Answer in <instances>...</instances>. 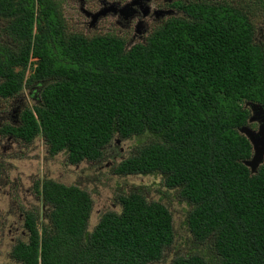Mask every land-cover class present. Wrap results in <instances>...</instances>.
Returning a JSON list of instances; mask_svg holds the SVG:
<instances>
[{"label":"trees","instance_id":"trees-1","mask_svg":"<svg viewBox=\"0 0 264 264\" xmlns=\"http://www.w3.org/2000/svg\"><path fill=\"white\" fill-rule=\"evenodd\" d=\"M52 1L0 0V17H13L0 40L18 43L0 41V97L42 83L41 102L8 131L28 143L43 137L51 156L65 153L72 165L102 159L116 137H152L115 174L160 176L192 206L187 253L171 264H264V162L255 173L245 166L253 149L240 133L245 104L264 105V48L247 14L190 3L127 50L126 37L59 31ZM37 6L41 34L33 33ZM36 188L49 223L40 231L27 214L28 239L12 252L19 264H156L184 247L174 245L168 207L139 191L119 196L121 211L90 231L88 192L48 178Z\"/></svg>","mask_w":264,"mask_h":264},{"label":"rangeland","instance_id":"rangeland-1","mask_svg":"<svg viewBox=\"0 0 264 264\" xmlns=\"http://www.w3.org/2000/svg\"><path fill=\"white\" fill-rule=\"evenodd\" d=\"M87 1L91 3L92 11H97L101 6L99 0ZM58 3L63 10L66 26L70 29L68 31L77 33L79 24L85 21V17L79 13L78 0H59ZM236 7L243 8V5L239 3ZM249 18L256 29L255 32H258L264 23L263 16L250 15ZM113 23L112 19L107 18L92 35L126 36L128 40L129 36L134 35L133 31L121 32ZM84 30L81 28V31L86 33ZM29 75L27 73V77ZM33 107L34 102H31L29 108ZM1 113L3 111L0 110ZM152 140L150 136L134 137L129 140L116 137L104 150L102 159L84 161L79 165L69 164L65 153L51 156L50 148L41 136L36 138L32 145H21V148L17 146L7 148V144L3 143L2 145L6 148L3 150L0 148V264H19L13 258L12 252L19 242H25L28 239L25 228L28 213L39 217L37 224L40 231L49 223L51 209L48 204H45L39 193L40 189L36 188L47 178L68 186H78L89 193L93 201L90 231L94 230L104 213L121 211V205L118 203V197L121 195L139 191L148 200L161 202L173 215L176 233L174 245L181 244L183 247L184 244V247L179 251L167 249L163 259L156 264H171L174 255L181 253L182 250L186 254L185 249L189 244L185 245L186 241H183V237L189 234L187 220L192 206L182 200L179 191L167 189L160 176L122 177L115 174V168L120 162L132 156L137 148Z\"/></svg>","mask_w":264,"mask_h":264},{"label":"flooded vegetation","instance_id":"flooded-vegetation-1","mask_svg":"<svg viewBox=\"0 0 264 264\" xmlns=\"http://www.w3.org/2000/svg\"><path fill=\"white\" fill-rule=\"evenodd\" d=\"M58 1L59 0L52 1L53 5H55V17L60 20V23L55 26L63 33H74L68 31L70 29L66 26L65 16ZM78 3L79 13L85 17V21L83 24H79V27L76 25L79 28L77 33H84L81 31V28H84L86 32L84 35L93 36L92 33L98 30L101 23L103 25V21L110 18L114 22L113 25L121 32H134V35L132 37L129 36V40L126 42L125 48L127 50L138 43L147 44L157 28L165 26L172 18L183 17L185 13L183 7L188 6L190 3H205L210 5L221 3L223 6L230 5L238 10L241 9L248 17L250 15H255L263 16L264 18V0H99L101 6L98 7L97 11H92L91 3L87 0H78ZM239 3L243 5V8L236 7ZM39 10L40 8L37 6V17L33 26V33L35 34L40 33L39 26H44V22L38 19L40 14ZM8 16L9 17L6 18L0 17V31L4 30L12 22L13 17L10 15ZM2 37L0 41L6 44L8 48L18 44L11 36L9 37L4 34ZM253 40L259 47L264 48V23L262 27L258 29V32L254 33ZM27 71L30 75L33 73V69H28ZM1 82L2 79L0 78V84ZM41 89L42 83L26 87L14 97L8 99L0 97V110L3 111V113L0 114L1 150L6 148L2 145L3 143L7 144V148H15V146L21 148V145L30 146L34 143L36 138L28 143L8 130L9 127L19 128L23 123L24 113L27 110L35 108L41 102ZM31 102H34L33 108H29ZM249 103L245 104V107L248 108L250 112L248 123L253 116L252 107ZM257 105L264 108L262 104ZM253 123H256V121ZM253 126L256 127V129L258 128L257 124H253ZM4 130L7 132H4Z\"/></svg>","mask_w":264,"mask_h":264},{"label":"water","instance_id":"water-1","mask_svg":"<svg viewBox=\"0 0 264 264\" xmlns=\"http://www.w3.org/2000/svg\"><path fill=\"white\" fill-rule=\"evenodd\" d=\"M39 65L40 62H37V66ZM249 105L252 107L253 116L249 120V126L243 127L240 133L249 140L253 149V157L244 164L255 173L264 162V108L252 103ZM253 124H257L258 128L252 129L250 126Z\"/></svg>","mask_w":264,"mask_h":264},{"label":"clouds","instance_id":"clouds-1","mask_svg":"<svg viewBox=\"0 0 264 264\" xmlns=\"http://www.w3.org/2000/svg\"><path fill=\"white\" fill-rule=\"evenodd\" d=\"M250 104V103H249ZM253 104V103H252ZM255 105H257V104H255Z\"/></svg>","mask_w":264,"mask_h":264}]
</instances>
